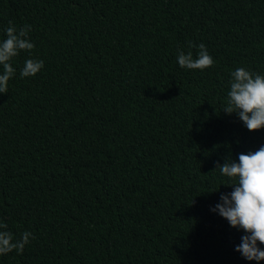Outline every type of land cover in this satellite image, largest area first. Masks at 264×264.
<instances>
[{
  "label": "trees",
  "instance_id": "trees-1",
  "mask_svg": "<svg viewBox=\"0 0 264 264\" xmlns=\"http://www.w3.org/2000/svg\"><path fill=\"white\" fill-rule=\"evenodd\" d=\"M9 21L35 48L0 93V221L34 238L0 264H257L211 209L217 163L264 145L222 111L232 71L264 74V0H0ZM190 41L213 67L179 66Z\"/></svg>",
  "mask_w": 264,
  "mask_h": 264
},
{
  "label": "clouds",
  "instance_id": "clouds-1",
  "mask_svg": "<svg viewBox=\"0 0 264 264\" xmlns=\"http://www.w3.org/2000/svg\"><path fill=\"white\" fill-rule=\"evenodd\" d=\"M30 25L17 29L12 21L5 29L6 38L0 41V93H8V82L14 77L16 69L11 61L21 51L31 55L35 44L30 41ZM196 48V56L189 50L177 52V62L181 68L204 71L215 65V60L208 53L204 44L195 45L189 42V49ZM44 67L42 60L27 59L20 71V76L31 77ZM232 79L227 93L226 105L222 111L227 114L236 113L249 131L264 129V74L252 72L244 67H238L230 73ZM239 162L230 157L221 165L217 163L221 175L228 178L225 186H232L233 191L222 194L220 203L211 210L218 212L228 221L231 227L242 229L246 235L241 237V243L236 251L248 261H264V250L259 245L264 244V145L257 151L241 153ZM215 169V170H216ZM7 223L0 221V256L13 251L22 254L25 245L30 243L33 234L24 231L20 238H14L7 229Z\"/></svg>",
  "mask_w": 264,
  "mask_h": 264
}]
</instances>
